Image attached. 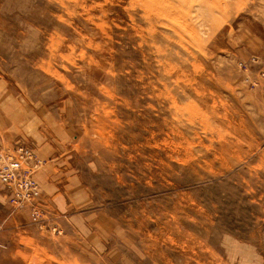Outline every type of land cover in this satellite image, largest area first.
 <instances>
[{"label":"rangeland","instance_id":"obj_1","mask_svg":"<svg viewBox=\"0 0 264 264\" xmlns=\"http://www.w3.org/2000/svg\"><path fill=\"white\" fill-rule=\"evenodd\" d=\"M17 145L0 264H264V0H0Z\"/></svg>","mask_w":264,"mask_h":264},{"label":"built area","instance_id":"obj_2","mask_svg":"<svg viewBox=\"0 0 264 264\" xmlns=\"http://www.w3.org/2000/svg\"><path fill=\"white\" fill-rule=\"evenodd\" d=\"M43 160L30 148L17 145L0 153V182L8 192V201L12 206L30 203L40 193L36 173ZM33 221L39 222V212L31 208Z\"/></svg>","mask_w":264,"mask_h":264}]
</instances>
